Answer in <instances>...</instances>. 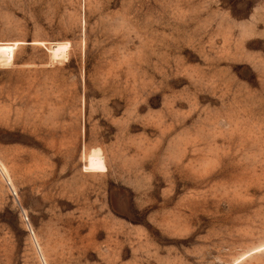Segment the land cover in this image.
<instances>
[{"label": "rangeland", "instance_id": "rangeland-1", "mask_svg": "<svg viewBox=\"0 0 264 264\" xmlns=\"http://www.w3.org/2000/svg\"><path fill=\"white\" fill-rule=\"evenodd\" d=\"M0 264H264V0H0Z\"/></svg>", "mask_w": 264, "mask_h": 264}]
</instances>
